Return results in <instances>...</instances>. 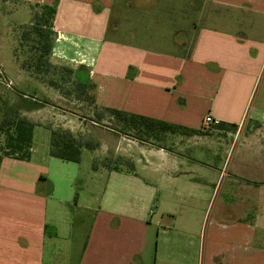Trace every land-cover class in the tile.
I'll return each instance as SVG.
<instances>
[{"label":"crops","instance_id":"obj_1","mask_svg":"<svg viewBox=\"0 0 264 264\" xmlns=\"http://www.w3.org/2000/svg\"><path fill=\"white\" fill-rule=\"evenodd\" d=\"M20 1L54 9L51 60L94 85L89 114L61 126L97 141L78 163L50 157L44 109L25 111L29 157L0 163V264H264L261 129L246 130L264 126V0ZM104 109L194 133L168 149L108 128L123 126ZM198 142L210 156L191 157Z\"/></svg>","mask_w":264,"mask_h":264},{"label":"rangeland","instance_id":"obj_2","mask_svg":"<svg viewBox=\"0 0 264 264\" xmlns=\"http://www.w3.org/2000/svg\"><path fill=\"white\" fill-rule=\"evenodd\" d=\"M50 23V17L45 7L20 0H0V120L14 110H17L18 114L25 117V111L31 108L34 110L38 107L39 109L43 108L45 114L41 116L39 113V116L34 118V123L40 127L36 129L34 136L35 143L39 146L46 142L47 137H50L47 127L49 131L54 126H56L55 129L67 130V127L61 126V124H64V121H62L63 115L64 117L67 114L69 117L79 118L87 116L90 112L89 105L93 104V90L87 86L88 84H85L87 86L85 88L79 87V82L73 73L68 71L67 67L53 62L51 54L41 58L42 52H40V46L37 44L38 36L32 33V28L36 25H42L46 32L52 33L53 31L48 29V26L51 25ZM38 63L40 65L36 67ZM32 97L39 103L28 104L27 98ZM51 115L53 118L50 117ZM44 117L52 118L53 121L48 124L50 119L45 120ZM56 118L60 121H56ZM106 125L113 131L125 134L128 137L156 143L168 149L177 150L180 143L178 139L181 138L182 140V137H184L178 132L169 131H156L150 132V134L142 126L135 128L121 127L115 122ZM68 127H71L70 123ZM259 129L261 130L256 133V136H259L256 144L257 151L253 153L257 154L258 161L262 160L264 162V137L261 136V133L264 132V126L251 124L246 127L249 134H254ZM71 134L74 135V133ZM201 134L202 132L198 133V135ZM169 135L174 136L172 137L173 139H166ZM85 136L83 142L87 141L92 144L97 141V137L94 139L90 135ZM87 137L89 138L87 139ZM200 144L201 142H198L195 144L197 146L190 148L191 157L210 156L211 152L206 150V146ZM3 146L4 136L0 134V150ZM84 156V159L87 158L88 160L89 156L85 151ZM236 157L237 155H232V160L234 161ZM108 158L109 163H114L117 167L123 163L121 158L114 156ZM89 164L91 165V163ZM261 165V163H251V173L258 175V178L264 180V167L262 168ZM122 166L124 167L123 164ZM261 168L262 170L260 171ZM228 180H232V177L226 176L224 179L213 180L217 197L228 190ZM213 209H215V206ZM85 230L83 228L77 232L75 237L70 236L62 240L72 242L71 250L66 254L67 258L71 256L72 246L76 245L78 238H84ZM55 257L60 258L58 264L63 263L61 255ZM70 264H73V259Z\"/></svg>","mask_w":264,"mask_h":264},{"label":"trees","instance_id":"obj_3","mask_svg":"<svg viewBox=\"0 0 264 264\" xmlns=\"http://www.w3.org/2000/svg\"><path fill=\"white\" fill-rule=\"evenodd\" d=\"M47 13L50 17L51 25L48 26L49 31H52V20L54 15V9L51 7H46ZM32 33L38 36L37 44L40 46V52H42L41 58L43 56H48L51 54L53 32H46L42 25H36L32 28ZM52 36V37H51ZM40 64H36L38 67ZM70 71V70H68ZM72 72V71H70ZM79 87L85 88L87 86L93 89L94 85L85 83H79ZM36 100L32 98H27V103L31 105ZM92 102L93 96H92ZM32 109V108H31ZM108 116L113 117L116 121L121 123L124 127H137L142 126L147 133L153 132H179L176 131L171 125L166 123L154 121L140 116L130 115L124 112L104 109L103 110ZM97 120L98 119V116ZM34 124L30 122L27 118L18 114L17 110H14L9 115H5L0 120V134L4 136V146L0 150V163L3 157H10L14 159H27L29 157V149L32 142ZM181 134L188 135L189 133H194L189 130H180ZM150 133V134H151ZM91 143L83 142L78 137L76 138L67 130L53 129L50 131L49 139V156L53 158L60 159L65 162L78 163L81 158L82 149H91Z\"/></svg>","mask_w":264,"mask_h":264},{"label":"built area","instance_id":"obj_4","mask_svg":"<svg viewBox=\"0 0 264 264\" xmlns=\"http://www.w3.org/2000/svg\"><path fill=\"white\" fill-rule=\"evenodd\" d=\"M212 119L210 117H206L203 121L204 129H208L210 125L212 124Z\"/></svg>","mask_w":264,"mask_h":264}]
</instances>
